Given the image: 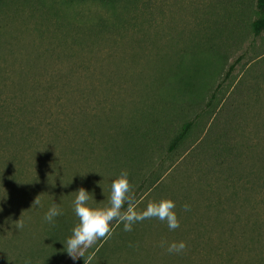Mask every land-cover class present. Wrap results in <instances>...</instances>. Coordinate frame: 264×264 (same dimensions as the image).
<instances>
[{"label":"rangeland","instance_id":"rangeland-1","mask_svg":"<svg viewBox=\"0 0 264 264\" xmlns=\"http://www.w3.org/2000/svg\"><path fill=\"white\" fill-rule=\"evenodd\" d=\"M254 4L0 0V113L17 120L7 148L23 145L22 186L0 204L12 227L23 222L28 246L52 202L73 211L74 192L83 188L93 194L90 204L105 207L111 181L126 170L133 191L127 214L171 200L179 228L155 217L131 231L113 222L84 259L74 262L64 248L59 264H102L100 255L110 264L258 259L264 33L250 32ZM191 120L187 138L169 152ZM71 218L73 228L74 212ZM181 241L182 252L166 250Z\"/></svg>","mask_w":264,"mask_h":264},{"label":"trees","instance_id":"trees-1","mask_svg":"<svg viewBox=\"0 0 264 264\" xmlns=\"http://www.w3.org/2000/svg\"><path fill=\"white\" fill-rule=\"evenodd\" d=\"M67 3L85 2V1H100L105 0H65ZM114 1V0H108ZM242 2V0H238ZM255 17L250 22L249 28L253 37H259L264 33V0H255ZM233 65H230V69ZM229 69V70H230ZM181 91V90H180ZM4 113H0V129L4 125L5 131L0 133V165L4 167L0 168V199L6 201L9 199L12 191H17L22 186L23 180V156L21 147L22 142H18L20 145H13V151L7 148L9 140V133L12 132V126L17 121L15 117L4 116ZM3 124V125H2ZM193 121H187L181 125L179 132L171 140L168 151L171 152L189 135ZM11 140H14L12 138ZM22 141V140H21ZM12 145V144H10ZM10 153V154H8ZM24 172H27L24 168ZM3 202V201H2ZM125 208L129 209L128 205ZM0 264H59V256L63 247V241L60 239L61 235L68 237L72 229V214L73 211L63 208L62 215L56 218L54 225H50L44 221L40 216L37 223H35L36 233L35 242L28 246L26 234L23 232V228L18 230L11 226L10 212L4 205L0 204ZM118 223V222H117ZM260 235V236H259ZM259 237L264 238V234L259 232ZM65 237V238H66ZM65 240V239H64ZM258 243V241H257ZM103 249V248H102ZM100 249L98 256L100 255ZM117 251H122V248L118 247ZM258 259L253 260L250 264H264V252L258 250ZM99 259L103 261L102 264H110L104 260L102 255ZM120 259V255H118ZM59 262V263H58ZM88 264H93L89 262ZM247 264V263H246Z\"/></svg>","mask_w":264,"mask_h":264},{"label":"clouds","instance_id":"clouds-1","mask_svg":"<svg viewBox=\"0 0 264 264\" xmlns=\"http://www.w3.org/2000/svg\"><path fill=\"white\" fill-rule=\"evenodd\" d=\"M74 193L76 195L72 202V208L77 223L63 243L65 252L74 262L78 259H84L87 250L96 244L98 240L111 235L113 222L123 223L124 231H131L134 223L152 217L166 221L170 230H175L180 226L179 220L173 211L175 203L171 200L153 202L142 212L127 214L125 205H128L129 208L132 207L133 191L129 181V173L126 170H121L118 177L111 181L110 196L105 207H94L90 204V201H94L93 194L83 188ZM34 203L39 204V201L35 199ZM184 207L187 210V205ZM62 214L60 206L52 202L43 219L48 224L54 225L56 218ZM15 227L19 230L24 227V224L18 220ZM161 246H164L163 243ZM185 247L183 241L173 242L167 246L166 250L169 253H180Z\"/></svg>","mask_w":264,"mask_h":264}]
</instances>
